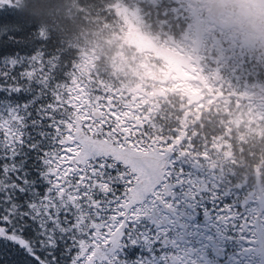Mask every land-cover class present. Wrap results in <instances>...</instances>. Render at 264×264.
Listing matches in <instances>:
<instances>
[{
    "label": "snow or ice",
    "instance_id": "snow-or-ice-1",
    "mask_svg": "<svg viewBox=\"0 0 264 264\" xmlns=\"http://www.w3.org/2000/svg\"><path fill=\"white\" fill-rule=\"evenodd\" d=\"M17 2L0 0V264H264V218L80 84Z\"/></svg>",
    "mask_w": 264,
    "mask_h": 264
},
{
    "label": "trees",
    "instance_id": "trees-1",
    "mask_svg": "<svg viewBox=\"0 0 264 264\" xmlns=\"http://www.w3.org/2000/svg\"><path fill=\"white\" fill-rule=\"evenodd\" d=\"M175 4L174 0H18L14 6L56 38L80 84L118 103L123 98L115 96L116 85L129 75L119 55L128 58L131 54L117 43L123 33L118 10L123 5L132 7L140 16L139 31L150 37L179 41L190 10L176 11ZM262 43L246 48L248 54L241 69L249 82L264 85ZM218 50L216 45L213 52ZM145 76L147 81L139 85L141 91L135 98L133 107H137L132 116L156 141L165 139L171 144L179 140L178 147L172 146V155L181 162L184 159L187 170H192L194 160L204 164L206 171L214 174L208 180L218 188L230 189L244 210L250 209L252 199L256 202L259 195H264V99H240L237 93L213 86L214 96L204 94L194 101L176 88V83L183 82L180 76L175 80L166 78L160 84L163 95L150 98L152 84L156 87L159 83L152 82L146 70ZM126 99L120 102L124 109L132 101ZM184 151L188 155H182Z\"/></svg>",
    "mask_w": 264,
    "mask_h": 264
},
{
    "label": "rangeland",
    "instance_id": "rangeland-1",
    "mask_svg": "<svg viewBox=\"0 0 264 264\" xmlns=\"http://www.w3.org/2000/svg\"><path fill=\"white\" fill-rule=\"evenodd\" d=\"M174 1L176 11L187 8L186 0ZM207 1L210 0L203 2L198 0V5L201 6L200 4L204 3L205 8H209L210 3ZM192 8L194 10L190 9L186 13V16H189L187 17L188 23L179 41L172 39L163 41L157 37H150L139 31V27L142 26L140 16L133 11L132 7L123 5L118 10V24L122 26L123 33L117 43L124 46L131 54L128 58L119 55V59L121 58L127 65L129 75L126 77L127 79L117 83L114 92H116V97L123 98L120 101L122 103L126 98L132 100L128 102L127 109H125L129 110L131 115L136 111L137 106L133 107V104L136 103L135 98L141 91L139 85L146 84L147 81L145 70L152 78V82L159 83L156 87L152 84L150 98L163 95L160 90L163 87L160 84L164 83L166 78L175 80L180 76L183 82L176 83V88L183 90L194 101L204 94L214 96L215 94L211 93L213 86L217 90L222 86L221 89L227 90L231 94L237 93L240 99H264L263 83L249 82L243 74L244 70L241 69L245 55L248 54L246 48L249 45H255L262 41L264 49V27L261 26L264 25L263 17L250 13L248 8L242 9L238 5L234 7L233 2L229 0H226L225 12L216 15L217 17L209 13L208 15L205 10L203 14V11L195 9L193 5ZM216 45H219L217 53L213 52ZM152 58L154 60L151 61ZM142 67L146 69L141 70ZM123 90L124 93H121ZM120 102L118 104L121 106ZM156 142L172 155V146L176 147L179 140L171 144L166 143L165 139ZM182 155H188V153L184 151ZM202 159L205 161V157ZM181 160L187 165L184 159ZM214 165H216L215 162ZM212 167L211 163L209 168ZM205 168L204 164L194 160L191 171H194L201 179L208 180V176L213 177L214 174L208 173ZM210 169L208 170L210 171ZM251 198V196L247 197L248 200ZM242 207L245 209L244 205ZM250 209H255L257 216L264 212L263 194L259 195L256 202L252 199Z\"/></svg>",
    "mask_w": 264,
    "mask_h": 264
},
{
    "label": "flooded vegetation",
    "instance_id": "flooded-vegetation-1",
    "mask_svg": "<svg viewBox=\"0 0 264 264\" xmlns=\"http://www.w3.org/2000/svg\"><path fill=\"white\" fill-rule=\"evenodd\" d=\"M202 2L205 0H201ZM230 2H233L234 7H236V5H238V7L242 8V9H247L250 11V13L252 14H256L257 16L260 15L261 17H263L264 19V0H246V1H239V0H229ZM237 1V2H236ZM215 2V4H214ZM235 2V3H234ZM207 3H210V7L211 8L214 4V7H216L217 5L220 4V7L222 8L221 11L215 13V14H211L212 16H216L218 14H222L225 12V5H226V0H210L207 1ZM216 3H219L216 5ZM186 5L187 8L190 10H194L192 8V5L194 6L195 9H200L201 11H203L204 14V10L205 12H207L210 10L209 8H205V4H200L201 6L198 5V0H186ZM209 15V14H208ZM241 16L243 17L244 14L242 13ZM217 17V16H216Z\"/></svg>",
    "mask_w": 264,
    "mask_h": 264
},
{
    "label": "water",
    "instance_id": "water-1",
    "mask_svg": "<svg viewBox=\"0 0 264 264\" xmlns=\"http://www.w3.org/2000/svg\"><path fill=\"white\" fill-rule=\"evenodd\" d=\"M214 4H215V2H214ZM214 4H213V6L210 8V10H209V14H215V13H217V12H219V11L222 10V8L220 7V4H219V3H216V5L219 4V5H217L216 7H214Z\"/></svg>",
    "mask_w": 264,
    "mask_h": 264
},
{
    "label": "clouds",
    "instance_id": "clouds-1",
    "mask_svg": "<svg viewBox=\"0 0 264 264\" xmlns=\"http://www.w3.org/2000/svg\"><path fill=\"white\" fill-rule=\"evenodd\" d=\"M259 23V22H258ZM262 27H264V25H261Z\"/></svg>",
    "mask_w": 264,
    "mask_h": 264
}]
</instances>
